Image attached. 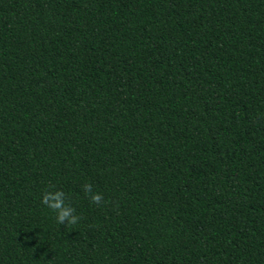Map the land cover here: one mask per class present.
<instances>
[{
  "label": "trees",
  "instance_id": "trees-1",
  "mask_svg": "<svg viewBox=\"0 0 264 264\" xmlns=\"http://www.w3.org/2000/svg\"><path fill=\"white\" fill-rule=\"evenodd\" d=\"M0 264H264V0H0Z\"/></svg>",
  "mask_w": 264,
  "mask_h": 264
},
{
  "label": "clouds",
  "instance_id": "clouds-1",
  "mask_svg": "<svg viewBox=\"0 0 264 264\" xmlns=\"http://www.w3.org/2000/svg\"><path fill=\"white\" fill-rule=\"evenodd\" d=\"M45 190L41 196V203L49 210L55 213V220L58 224H65L66 227L74 226L81 217L75 214V209L66 203V195L62 190ZM84 193L88 196L91 203L100 205L104 202L103 196L93 192L91 184L85 183L83 186Z\"/></svg>",
  "mask_w": 264,
  "mask_h": 264
}]
</instances>
